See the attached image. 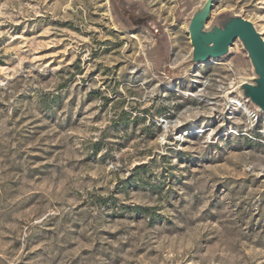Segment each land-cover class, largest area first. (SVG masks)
<instances>
[{"label": "rangeland", "instance_id": "rangeland-1", "mask_svg": "<svg viewBox=\"0 0 264 264\" xmlns=\"http://www.w3.org/2000/svg\"><path fill=\"white\" fill-rule=\"evenodd\" d=\"M202 1L0 0V264H264L256 74L191 60Z\"/></svg>", "mask_w": 264, "mask_h": 264}, {"label": "water", "instance_id": "water-1", "mask_svg": "<svg viewBox=\"0 0 264 264\" xmlns=\"http://www.w3.org/2000/svg\"><path fill=\"white\" fill-rule=\"evenodd\" d=\"M214 0H203L191 16L188 30L193 45L191 60L207 61L226 55L238 38L252 61L255 77L244 81L239 90L264 111V35L242 14L224 12L210 25Z\"/></svg>", "mask_w": 264, "mask_h": 264}]
</instances>
